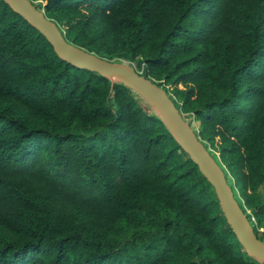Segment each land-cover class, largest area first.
I'll use <instances>...</instances> for the list:
<instances>
[{
	"label": "trees",
	"instance_id": "1",
	"mask_svg": "<svg viewBox=\"0 0 264 264\" xmlns=\"http://www.w3.org/2000/svg\"><path fill=\"white\" fill-rule=\"evenodd\" d=\"M31 2L68 43L135 64L199 124L264 242V0ZM0 264H259L162 121L60 60L3 0Z\"/></svg>",
	"mask_w": 264,
	"mask_h": 264
},
{
	"label": "water",
	"instance_id": "2",
	"mask_svg": "<svg viewBox=\"0 0 264 264\" xmlns=\"http://www.w3.org/2000/svg\"><path fill=\"white\" fill-rule=\"evenodd\" d=\"M3 2L45 38L60 60L79 70H86L106 78L112 84H120L146 103L212 187L228 226L247 256L259 264H264V242L256 237L248 215L236 201L224 172L190 124L185 121L184 115L176 108L170 95L162 87L142 76L134 65L126 61L101 59L68 43L59 26L47 19L44 12L39 11L31 0H3Z\"/></svg>",
	"mask_w": 264,
	"mask_h": 264
},
{
	"label": "rangeland",
	"instance_id": "3",
	"mask_svg": "<svg viewBox=\"0 0 264 264\" xmlns=\"http://www.w3.org/2000/svg\"><path fill=\"white\" fill-rule=\"evenodd\" d=\"M35 5L38 6V3H35ZM38 10L42 11L40 8H38ZM131 65H134L136 67L135 64H131ZM137 97L139 98V96H137ZM139 100H141V102L146 106V103L141 98H139ZM184 119L186 122H188L190 124V126L194 130V132L197 133L199 124L196 123L192 117L184 116ZM209 153L212 156V158L217 162V164L219 165L221 170L224 172V175L226 177V181H227L228 185L230 186L236 201L239 203L240 206L243 207L242 199L240 198V195H239L240 190H239V187L237 185H235V181H234L233 177L228 172L225 171L224 167L222 166V164L218 158V155L213 153V152L211 153L210 151H209ZM214 154L216 157L214 156ZM263 192H264V189H263ZM246 214H249V213L247 212ZM258 233H259V235L264 234V227L259 228Z\"/></svg>",
	"mask_w": 264,
	"mask_h": 264
},
{
	"label": "built area",
	"instance_id": "4",
	"mask_svg": "<svg viewBox=\"0 0 264 264\" xmlns=\"http://www.w3.org/2000/svg\"><path fill=\"white\" fill-rule=\"evenodd\" d=\"M247 212L249 213V214H247V215H250V212H249V211H246V213H247ZM252 221H253V222H255V220H254V219H252Z\"/></svg>",
	"mask_w": 264,
	"mask_h": 264
}]
</instances>
